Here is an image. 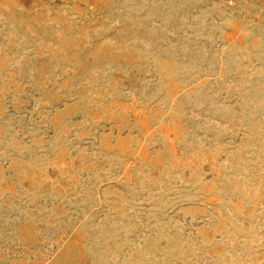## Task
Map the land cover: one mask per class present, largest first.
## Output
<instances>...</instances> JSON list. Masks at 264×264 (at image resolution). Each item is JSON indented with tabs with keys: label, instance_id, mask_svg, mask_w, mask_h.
I'll return each instance as SVG.
<instances>
[{
	"label": "rangeland",
	"instance_id": "1",
	"mask_svg": "<svg viewBox=\"0 0 264 264\" xmlns=\"http://www.w3.org/2000/svg\"><path fill=\"white\" fill-rule=\"evenodd\" d=\"M0 264H264V0H0Z\"/></svg>",
	"mask_w": 264,
	"mask_h": 264
}]
</instances>
